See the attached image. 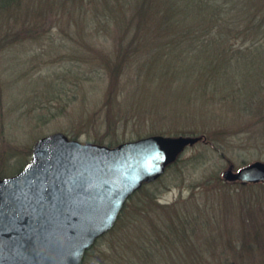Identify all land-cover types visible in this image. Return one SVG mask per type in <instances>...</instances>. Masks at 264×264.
Instances as JSON below:
<instances>
[{
  "label": "rangeland",
  "instance_id": "1",
  "mask_svg": "<svg viewBox=\"0 0 264 264\" xmlns=\"http://www.w3.org/2000/svg\"><path fill=\"white\" fill-rule=\"evenodd\" d=\"M216 1L227 22L240 28L227 43L208 40L201 49L194 38L185 42L180 35L136 37L128 23L120 34L114 25L107 27L114 20H98L101 11L94 13L98 18L84 19L92 17L86 13L93 11L89 1L76 12L64 13L54 0H23L15 14L0 11V178L21 171L31 161L33 144L55 133L108 147L153 135H208L220 148L208 139L187 146L177 165L128 200L143 206L145 196L153 198L150 208L143 206L144 217L116 227L118 219L116 230L98 240L91 261L83 264L113 263L107 255L114 246L128 264H195L203 237L212 248L217 243L224 249L228 236L242 237L248 228L243 222L264 225V184L243 188L222 178L231 166L264 161V24L255 39L246 37L252 17L264 21V0ZM171 41L176 45L168 46ZM162 47L172 65L177 59L185 65L174 76L147 71L135 60L120 65V51L147 54ZM208 63L218 67L215 81L223 90L203 96L195 70ZM178 212L189 230L171 242L165 238L171 234L167 223ZM254 260L263 264L264 257Z\"/></svg>",
  "mask_w": 264,
  "mask_h": 264
},
{
  "label": "water",
  "instance_id": "2",
  "mask_svg": "<svg viewBox=\"0 0 264 264\" xmlns=\"http://www.w3.org/2000/svg\"><path fill=\"white\" fill-rule=\"evenodd\" d=\"M202 137L153 135L108 147L55 133L0 178V264H83L130 197ZM225 182L264 184V161L226 169Z\"/></svg>",
  "mask_w": 264,
  "mask_h": 264
},
{
  "label": "trees",
  "instance_id": "3",
  "mask_svg": "<svg viewBox=\"0 0 264 264\" xmlns=\"http://www.w3.org/2000/svg\"><path fill=\"white\" fill-rule=\"evenodd\" d=\"M54 1L55 4L53 6L62 8L64 13L68 12V10L76 12V10H78V6L81 3L89 1L90 5H93V11H87L86 13L92 14V17H83L84 19H93V16L95 18H98V16L94 13L96 11H101L102 14L98 20L106 19L108 20V22L114 20L115 24H109L107 25V27L114 25L113 27H115L117 31L121 32V25H123L124 23H128L130 26H132L136 37H140L142 35L143 37L180 35L182 37H185V42L190 41L188 40V38H194V42L197 44L198 48L203 47L206 44V41L208 40L210 42L221 41L227 43V38L230 33H232L234 30L236 32L237 28H240V26L234 28L232 25L233 23L227 22L226 12L224 11V8L218 9L216 7V0H199L198 2H195V0H193L192 2H190V0H186V4L180 3L179 0H135V2L134 0ZM127 1L130 3V5H127V7H125ZM23 3V0H0V11L4 14H15L21 9ZM191 7L193 8L191 9V12H194L192 15H190L191 17H188V9H190ZM60 10L61 9L57 10V12H62V10ZM105 22L106 21L104 20V23ZM249 22H252L251 24L247 25L248 32H250L251 36L247 35L246 37L255 39L259 35V30L264 24V21H258V17L256 16L252 17ZM120 34H122V32ZM91 35L92 34H90V36ZM195 38H197L196 41ZM121 43H123V41ZM167 45L173 46L176 45V43L174 41H171L167 43ZM162 48L151 50V52L153 51L152 53H147L149 52L147 51V54L143 53L142 50L133 49V52H131L130 50L125 51L121 49L124 52H119L120 57H122L120 58V65L122 68H124V65L128 66L132 60H135L136 64H145L146 67H148L147 71H161V74L165 73L169 76L170 74L174 76L177 72L185 68L184 63L181 61L182 59H180L182 64H180L177 59V64L172 65L171 59L167 58L166 56V48ZM162 52H164V54H162ZM160 54L165 56H162ZM165 57L167 59H165ZM97 63L101 62L97 61ZM202 63L203 61L201 62V64ZM217 65L218 64H216V66ZM217 68L218 67H215L214 64L212 65L211 63H208L202 65L201 69L195 70V77L197 79L196 81L199 83L198 88H196V90L199 89V92H202L203 96H206L211 92L214 93L223 90L222 88H220L219 82L215 81L214 71ZM202 82L204 83L203 87L200 84ZM205 137H203L205 140L208 139L213 146H216V143L214 142L215 138H212L208 135H205ZM214 148L217 149V151H220L219 147L216 146ZM177 162L178 161L174 162L168 168H171L175 164L177 165ZM241 187L245 188L246 186ZM146 188L147 184H144L140 191L136 192L133 196L130 197L129 201L133 200L136 194H142L143 190H145ZM152 200L153 198H150V196H145V200L142 203L143 206L146 203L147 206H149L150 208L152 204L150 202ZM129 201L122 210L121 216L116 227L119 224L124 225L128 220L129 222H131V224H137L141 220V218L144 217L142 216V214H145V212L148 211L147 206L145 207V209L142 205L140 206V202L137 204H132V202ZM154 202L155 205H157L156 199L154 200ZM130 204H132V206ZM155 205L153 204V210L155 209ZM161 207L164 213H172L170 207ZM179 213L180 212H178L176 216L170 217L169 223H167V229L171 232L172 235L165 233V238H167V240L171 242H174V239L176 238H183L185 235H187L186 233L189 230L186 224H189L190 222L182 221L180 218L181 215ZM182 217L184 219L183 215ZM243 223V226H248V228L246 229L244 227V229L246 230L244 231V233H242V237L240 238L241 235H231V237L228 236V239L225 242L226 248L224 249H221L219 247V244L217 243L216 246L212 248L209 245L208 239L205 237L200 239V249L199 247L198 249L201 257H197V260H194L195 264H258L257 261L254 260L256 256L264 257V225H256L254 221L251 226L246 221ZM116 227L114 228L115 230ZM191 232L194 236L195 232ZM160 234L163 236V233ZM221 234L222 232L219 233L220 238L223 236ZM160 242H162V240L161 238H158L156 244L159 245ZM111 250L112 254L107 255V257L111 258V260L113 261V263L110 264H128L127 261H120L121 259L118 258L119 248L117 250V247L114 246L111 248ZM91 252L92 249L86 254L84 262H87L88 260L89 263L91 261L92 257L94 256V254L91 256Z\"/></svg>",
  "mask_w": 264,
  "mask_h": 264
}]
</instances>
